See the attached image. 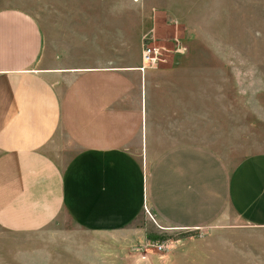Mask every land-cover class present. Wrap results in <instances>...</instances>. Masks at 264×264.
I'll return each instance as SVG.
<instances>
[{"label": "crops", "instance_id": "obj_1", "mask_svg": "<svg viewBox=\"0 0 264 264\" xmlns=\"http://www.w3.org/2000/svg\"><path fill=\"white\" fill-rule=\"evenodd\" d=\"M95 30L83 45H50L33 14L0 8V227L74 225L70 234L115 249L147 246L156 226L264 231V151L232 163L208 138L180 136L201 130L216 142L223 120L236 139L220 63L142 69L141 47L127 61L122 42L92 44L108 34ZM210 69L212 81L197 78Z\"/></svg>", "mask_w": 264, "mask_h": 264}, {"label": "rangeland", "instance_id": "obj_2", "mask_svg": "<svg viewBox=\"0 0 264 264\" xmlns=\"http://www.w3.org/2000/svg\"><path fill=\"white\" fill-rule=\"evenodd\" d=\"M5 7L33 14L50 45H83L85 29L96 31L104 26L107 36H94L92 44L122 42L127 61L134 59L139 47L143 52L144 43L149 42L161 48V66L181 60L211 68L212 62L220 63L222 99L226 100L224 94L231 95V109L236 110L231 120L236 139L227 140L223 120L221 140L216 142V135L201 130L180 136L208 138L232 163L264 151V0H0V8ZM102 13L119 18L103 23L84 21V15ZM199 76L212 81V69ZM231 103L222 101V110ZM74 228L50 225L38 233L16 234L0 227V264H264V231L221 229L220 237H213L217 234L211 230L156 226L149 242H174L170 250L159 252L149 245L139 248L128 243L115 249L86 233L70 234Z\"/></svg>", "mask_w": 264, "mask_h": 264}, {"label": "built area", "instance_id": "obj_3", "mask_svg": "<svg viewBox=\"0 0 264 264\" xmlns=\"http://www.w3.org/2000/svg\"><path fill=\"white\" fill-rule=\"evenodd\" d=\"M162 51L160 47L152 45L151 43H144L142 52V69H145L147 65L152 67H158L161 61H163ZM173 241L171 239L151 241L148 243L149 246L154 247L156 251L162 252L170 250L173 246Z\"/></svg>", "mask_w": 264, "mask_h": 264}]
</instances>
